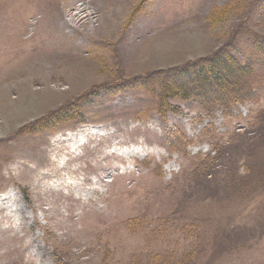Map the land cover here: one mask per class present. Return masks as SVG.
<instances>
[{"label": "rangeland", "instance_id": "1", "mask_svg": "<svg viewBox=\"0 0 264 264\" xmlns=\"http://www.w3.org/2000/svg\"><path fill=\"white\" fill-rule=\"evenodd\" d=\"M0 264H264V0H0Z\"/></svg>", "mask_w": 264, "mask_h": 264}, {"label": "trees", "instance_id": "2", "mask_svg": "<svg viewBox=\"0 0 264 264\" xmlns=\"http://www.w3.org/2000/svg\"><path fill=\"white\" fill-rule=\"evenodd\" d=\"M210 63L216 68L214 69L217 77L216 82L225 89V83L228 81L229 77H227V71H231L229 72L231 76L234 71L237 72L238 70L235 61L229 55H225L224 57L217 56V58L211 60ZM209 69H211V66H209ZM205 70L206 68L201 62L194 63L193 65L173 71L165 80L160 81V84H162L160 89V107H167V101L170 98L181 97L189 93L191 84L200 86L202 78L207 75ZM214 71H211V73Z\"/></svg>", "mask_w": 264, "mask_h": 264}]
</instances>
